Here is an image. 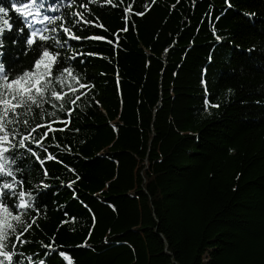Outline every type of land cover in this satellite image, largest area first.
Here are the masks:
<instances>
[{
	"label": "trees",
	"instance_id": "1",
	"mask_svg": "<svg viewBox=\"0 0 264 264\" xmlns=\"http://www.w3.org/2000/svg\"><path fill=\"white\" fill-rule=\"evenodd\" d=\"M67 3L51 14L84 11ZM113 3L97 0L84 12L93 24L73 28L106 39L70 41L99 54L75 65L95 87L44 141L63 164L46 162L47 208L23 250L42 253L54 239L75 264H264V0ZM129 3L151 6L124 20ZM90 229L89 247H75Z\"/></svg>",
	"mask_w": 264,
	"mask_h": 264
},
{
	"label": "snow or ice",
	"instance_id": "2",
	"mask_svg": "<svg viewBox=\"0 0 264 264\" xmlns=\"http://www.w3.org/2000/svg\"><path fill=\"white\" fill-rule=\"evenodd\" d=\"M96 2L97 0H68L67 8L84 11L73 10L65 16H57L51 13L64 7V0H56L55 3H48L47 0H0V264H52L53 260H59V264H75L74 258L64 246L57 245L54 239L48 244L40 242L42 253L28 254L23 248L32 243L24 238L25 234L30 232L34 224L39 227V216L42 209L47 208L44 201L52 185L46 182L50 175L46 162L63 164L59 156L49 152L44 141L49 138L50 133L53 134L51 139L55 141L54 133L68 128L73 113L79 107L78 101L95 87L86 77L82 79L75 65L86 63L85 59L78 57L99 54L77 51L70 41L106 39L95 35L80 36L73 31L81 23L93 24L92 20L85 18L84 12L91 15L90 6ZM99 2L101 6H117L113 0ZM179 2L180 0H176L177 4ZM196 2L197 0H192L193 4ZM154 3L155 0H151V4ZM123 4L124 0H120V5ZM151 4L146 3L143 11L135 12L132 3H129L121 8L125 13L122 19L128 20L127 14L143 16ZM224 4L228 8L232 7L230 0H224ZM170 7L175 8L176 5ZM243 15L254 22L255 13L245 12ZM69 20L72 27L68 26ZM127 30V27L121 29ZM213 31L215 34V30ZM215 39L220 41L222 37L216 35ZM6 40H10V45ZM235 47L240 55L250 56L253 51L240 49L238 45ZM29 55V65L23 67L21 57ZM205 92L207 93L206 88ZM204 105L209 106L207 95ZM211 106L219 107L218 104ZM34 109L40 113L42 122L35 120ZM29 115L32 116L31 121L27 118ZM22 116L25 118L22 119ZM56 125L62 127L58 128ZM55 147L60 145L55 144ZM33 172L37 175L33 176ZM30 177L36 181L34 184ZM79 179L77 175L76 180ZM74 183L75 181H70L64 184L61 181L68 189H72ZM57 193L58 190L52 192V195ZM72 197L79 200L75 190ZM84 206L87 208V205ZM64 216L68 217L66 210ZM70 220L75 222L76 217H70ZM68 222L62 220L61 226ZM72 230L74 229H70ZM90 236L91 229L85 241L75 247H89L87 241ZM108 242L106 238L105 243Z\"/></svg>",
	"mask_w": 264,
	"mask_h": 264
}]
</instances>
